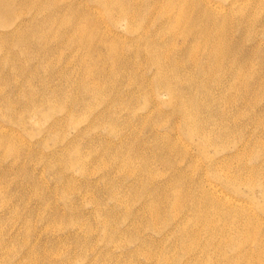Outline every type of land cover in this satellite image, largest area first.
Instances as JSON below:
<instances>
[{
    "label": "rangeland",
    "instance_id": "obj_1",
    "mask_svg": "<svg viewBox=\"0 0 264 264\" xmlns=\"http://www.w3.org/2000/svg\"><path fill=\"white\" fill-rule=\"evenodd\" d=\"M0 264H264V0H0Z\"/></svg>",
    "mask_w": 264,
    "mask_h": 264
},
{
    "label": "bare ground",
    "instance_id": "obj_2",
    "mask_svg": "<svg viewBox=\"0 0 264 264\" xmlns=\"http://www.w3.org/2000/svg\"><path fill=\"white\" fill-rule=\"evenodd\" d=\"M214 196L218 201H220L221 203H223L226 206H230V205L234 204V202L231 199H229L225 196H221V194H218L217 192L214 193Z\"/></svg>",
    "mask_w": 264,
    "mask_h": 264
}]
</instances>
